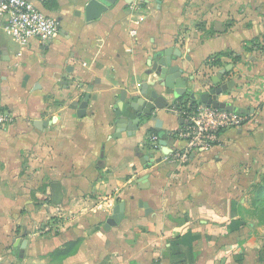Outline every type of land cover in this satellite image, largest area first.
Instances as JSON below:
<instances>
[{"label":"crops","instance_id":"obj_1","mask_svg":"<svg viewBox=\"0 0 264 264\" xmlns=\"http://www.w3.org/2000/svg\"><path fill=\"white\" fill-rule=\"evenodd\" d=\"M82 2L38 3L60 22L49 43L0 30V110L13 116L0 126V264H264L250 238L260 227L243 215L264 174V0H117L90 21ZM164 48L200 81L230 64L218 99L254 120L179 168L161 160L182 145L169 105L199 100L157 111L161 151L148 144L153 121L134 133L113 124L121 93L138 92Z\"/></svg>","mask_w":264,"mask_h":264},{"label":"water","instance_id":"obj_2","mask_svg":"<svg viewBox=\"0 0 264 264\" xmlns=\"http://www.w3.org/2000/svg\"><path fill=\"white\" fill-rule=\"evenodd\" d=\"M117 0H83L81 8L87 21L99 18ZM219 24V23H218ZM171 48L159 49L150 56L151 66L145 72V79L142 80L141 88L135 94L126 96L122 92L115 104L116 117L113 119L116 132L129 131L134 133L141 125L150 121L154 122V128L160 134L159 142L166 145L162 121L157 116V111L166 108L171 98L188 96L190 99L199 100L202 104L211 105L215 108L227 111L242 112L237 105L227 101H220L218 96L231 89L233 81L221 82L224 74L230 70L228 64L219 69L216 73L206 76L202 81L194 79V76L183 75V65L178 62L181 57L180 51L175 50L171 54ZM149 74H154L156 80L151 84L146 82ZM208 85V86H206ZM91 88H87L84 97L79 103L77 115L85 113V108L90 96ZM52 201L59 203V184ZM124 204L121 202L113 209L112 214L106 220V226L115 224L123 215Z\"/></svg>","mask_w":264,"mask_h":264},{"label":"built area","instance_id":"obj_3","mask_svg":"<svg viewBox=\"0 0 264 264\" xmlns=\"http://www.w3.org/2000/svg\"><path fill=\"white\" fill-rule=\"evenodd\" d=\"M46 1L0 0V30L21 45L28 44L32 39L42 44L49 43L59 35L60 22L38 6V3ZM169 108L182 118L181 126L170 132L182 145L169 149L162 154L161 160L176 168L187 164L193 152L224 148L225 128H236L254 121L247 113L227 111L202 103L184 105L174 101ZM12 121L13 116L9 112L0 110L1 127L5 128ZM159 139L157 134L148 136V144L154 151L162 150ZM40 229L41 232L48 231L45 226Z\"/></svg>","mask_w":264,"mask_h":264},{"label":"rangeland","instance_id":"obj_4","mask_svg":"<svg viewBox=\"0 0 264 264\" xmlns=\"http://www.w3.org/2000/svg\"><path fill=\"white\" fill-rule=\"evenodd\" d=\"M259 186L262 185L261 182L257 183ZM253 189L250 191L249 196V202L246 207H244V216L247 219H254L256 220L257 224L259 225L260 229H258L254 233H250V238L254 239V243L259 245V249L264 248V211H262V208L264 207V198L257 203L255 202V198H260L256 193V184L254 185ZM257 194V195H256ZM262 211V212H261ZM257 225V226H258ZM248 250V251H247ZM251 249H246L244 252H250ZM263 251V250H262ZM261 251V252H262Z\"/></svg>","mask_w":264,"mask_h":264},{"label":"trees","instance_id":"obj_5","mask_svg":"<svg viewBox=\"0 0 264 264\" xmlns=\"http://www.w3.org/2000/svg\"><path fill=\"white\" fill-rule=\"evenodd\" d=\"M259 182H261L262 185L259 186V185L257 184V183H259ZM257 183H256V185H257V186H256V187H257V188H256V189H257V190H256V193H257L259 196H261V197H260V198H255L254 201H255V202L257 201V203H258L259 201H261V200L264 198V174L261 176V179H260ZM254 185H255V184H254ZM253 187H255V186H253ZM257 194H256V195H257ZM262 211H264V207L262 208ZM262 211H261V212H262ZM262 254H264V248H263Z\"/></svg>","mask_w":264,"mask_h":264}]
</instances>
